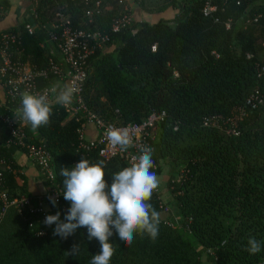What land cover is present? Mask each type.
Here are the masks:
<instances>
[{
  "label": "trees",
  "instance_id": "trees-1",
  "mask_svg": "<svg viewBox=\"0 0 264 264\" xmlns=\"http://www.w3.org/2000/svg\"><path fill=\"white\" fill-rule=\"evenodd\" d=\"M96 1L101 2V10L88 22L84 11ZM105 1L39 0L36 17L32 12L34 20L9 30L21 35L15 57L23 64L29 62L33 72L45 68L49 58L66 65L49 47L40 45L46 39L54 46L47 29L56 22L57 12L74 28L101 30L110 37L105 45H113V49L97 48L88 60L83 89L88 108L121 124L140 122L151 111L168 115L151 131L149 143L153 159L168 165L165 185L170 210L163 212L152 194L150 203L160 216L158 236L151 239L136 234L133 243L126 245L114 233L109 238L115 248L110 264H203V256L208 264H264V72L260 73L264 57L258 56L264 51V0H211L216 10L210 16L202 13L206 0H168L157 12L172 9L176 11L173 18L155 23L134 21L130 9L126 12L131 22L116 33L111 32V24L129 4L127 0ZM133 2L143 4V0ZM0 5L9 6L4 1ZM26 24L31 25V33ZM253 27L260 29V35ZM55 81L53 75L34 79L36 89ZM254 89L263 103L252 111L245 108L240 117L238 107ZM4 91L5 101L0 102L3 185L11 197L26 196L36 204L26 192L25 181L19 186L15 179L22 175L13 152L27 149L11 139L2 120L18 116L21 95L11 98ZM50 106L47 125L33 131L17 124L27 143L41 145L50 153L53 181L60 190L59 202L53 205L49 201L50 214L59 212L64 221L70 202L62 195L60 168L74 166L82 156L92 163L104 161L105 179L110 184L112 173L127 164L120 157L105 160L97 149L81 148L79 123L68 119L60 104ZM210 117L215 124L204 125ZM233 125L237 135L222 130ZM41 175L50 186L45 174ZM11 212L24 225L11 234L1 226L5 219L0 223V264H90L100 251L99 241L88 239L86 227L61 238L50 233L51 226L48 229L38 214H25L23 219L11 208L5 218ZM41 229L46 233L37 236ZM250 237L261 243L259 253L246 250ZM74 246L79 248L76 254Z\"/></svg>",
  "mask_w": 264,
  "mask_h": 264
},
{
  "label": "built area",
  "instance_id": "built-area-1",
  "mask_svg": "<svg viewBox=\"0 0 264 264\" xmlns=\"http://www.w3.org/2000/svg\"><path fill=\"white\" fill-rule=\"evenodd\" d=\"M30 1L32 3L33 16L36 17L34 8L39 0ZM87 1L88 0H86V2ZM118 2L124 3V0H118ZM130 9V5L126 4L123 6V11L111 24V32H119L124 26L131 22L132 17L126 12ZM100 10V1H96L92 6H88L84 11L85 16L89 17L88 22H91L93 15L99 13ZM215 10L216 6L211 3V0H206L202 9L203 15L210 16ZM55 16L56 22L47 29V35L49 40L54 44L60 56V60L66 64L65 67L56 62L53 58H49L45 68L33 72L31 67L25 66V64L21 63L20 58L14 55V50L18 49L21 43L20 33L12 30L0 31V80L4 88L7 89L6 93L11 98L20 96L21 93L24 92L38 96L45 95L48 98L49 104H51L56 102L52 93L53 84L43 87L42 89H36L34 82L35 77L40 76L47 78L49 75H53L56 77L57 81L65 82L66 86L76 89L71 104L62 106V108L67 116H70V119H74L79 123L77 128L79 146L86 150L97 149L98 155L105 160L113 157H120L124 159L127 166H129L132 157L138 156L141 148H151L149 143V139L152 137L151 131L156 125L165 122L168 119V115L165 111H151L140 122L121 124L115 121L105 120L89 109L83 99L84 84L89 73L88 60L97 48H101L103 45L110 42V37L97 28H74L71 26L70 20L64 17L62 13L57 12ZM216 20L217 19H215V21ZM253 22L256 23L257 18L253 19ZM43 27L45 28V26ZM25 28L29 33L32 32L30 24H26ZM263 72L264 67H261L260 73ZM22 88H24L23 92H21ZM262 103L263 98L259 91L254 89L244 100L243 105L238 107L240 117L245 114V108L252 111L258 108ZM2 120L7 124L11 139H14L17 144L27 149V156L37 164L40 172L45 174L47 180L50 182L48 200L50 201L49 197H55L57 202H59L60 190L53 181L55 172L51 163L50 153L41 145L26 142L25 133L17 124V122L21 121L19 116L11 120L7 117H3ZM86 123H93L95 125L97 135L94 138H86ZM208 123L214 125V119L211 117L206 118L203 124L207 125ZM109 128L126 130L131 138L132 146L124 152H121L119 146L113 147L106 136V131ZM176 129L177 127L174 126V130ZM227 133L237 135L238 131L235 125L227 129ZM3 164L4 161L0 159V165L3 166ZM152 169H156L155 164H153ZM11 208H14L23 219L25 218V214H38L43 223L46 216L50 214L49 210L45 209V207L40 204H33L31 199L26 196L11 197L3 185V179L0 173V223L5 219ZM164 210L165 212L168 211L167 208ZM45 233V230L41 229L36 232V235L43 236Z\"/></svg>",
  "mask_w": 264,
  "mask_h": 264
},
{
  "label": "clouds",
  "instance_id": "clouds-1",
  "mask_svg": "<svg viewBox=\"0 0 264 264\" xmlns=\"http://www.w3.org/2000/svg\"><path fill=\"white\" fill-rule=\"evenodd\" d=\"M55 101L61 106L71 104L76 89L56 86ZM52 108L45 95L21 93V105L17 109L20 119L30 125L33 131L49 123ZM109 143L119 146L121 152L132 146L126 130L109 128L106 131ZM153 150L143 147L138 156H133L129 166L112 173L109 184L105 179L104 161L92 163L83 156L72 167H62L59 176L63 178L62 195L70 202L65 220L60 213L49 214L44 224H55L54 235L67 238L79 227H86L88 239H97L100 251L94 254L90 264H110L115 248L110 237L115 233L120 241L131 245L136 234L155 239L159 232L160 216L150 203L159 179L153 168ZM46 190V189H45ZM55 205V197H49ZM246 250L250 254L261 251V243L250 237ZM74 246L72 252H78Z\"/></svg>",
  "mask_w": 264,
  "mask_h": 264
},
{
  "label": "crops",
  "instance_id": "crops-1",
  "mask_svg": "<svg viewBox=\"0 0 264 264\" xmlns=\"http://www.w3.org/2000/svg\"><path fill=\"white\" fill-rule=\"evenodd\" d=\"M8 3V8H3L0 5V31L2 30H9L18 26L21 22H32L34 17L32 16V3L30 0H0ZM128 4L130 5L132 16L134 21H147L149 23H155L160 19H171L175 15L176 11L172 9H166L165 11H161L157 13V19L155 21H150L148 18H143L137 20L135 17H142L140 14L139 16L136 15L135 11V4L133 0H127ZM144 17V16H143ZM52 25V24H51ZM44 41V42H43ZM40 45L43 46L45 49L49 47V50L55 55L59 56L58 52L54 48L52 44H49L48 40H43ZM113 45L107 47L108 50H112ZM19 49L14 50V54H18ZM19 57V56H17ZM25 66L31 67L29 62L25 63ZM56 86H66L65 82L62 81H55L53 82V88ZM53 97L55 98L56 93L53 92ZM5 101V91L4 86L0 80V102L3 103ZM70 119V116H67ZM21 120V119H20ZM21 125L24 127H29L22 120L20 121ZM97 135L96 127L93 123H86L85 124V136L86 138H94ZM3 136V129L0 126V140ZM13 160L14 163L17 165L19 172L22 176H17L16 182L19 186L23 184L25 181V188L26 192L29 193L30 197H33L36 204H40L45 209L50 211L48 194L50 192V187L43 179L41 172L37 166V164L30 159L25 151L22 150H15L13 152ZM46 189V190H45ZM39 199V200H38Z\"/></svg>",
  "mask_w": 264,
  "mask_h": 264
},
{
  "label": "rangeland",
  "instance_id": "rangeland-1",
  "mask_svg": "<svg viewBox=\"0 0 264 264\" xmlns=\"http://www.w3.org/2000/svg\"><path fill=\"white\" fill-rule=\"evenodd\" d=\"M167 1L168 0H143L142 6H135L136 15L139 16V14H140L142 17L139 16V17H135V18L137 20H139V19L141 20V19L146 17L150 21H155L157 19V13H158L157 9L162 4H164ZM105 3H107V0L105 1ZM167 9H169V8H167ZM251 29L253 30V32L256 35H260V29L259 28L253 27ZM99 49L106 50L107 46L104 45V46H102ZM258 56L260 58H263L264 57V51H261L258 54ZM262 122H264V116H263ZM154 130L155 129H153L152 132H154ZM222 130H225V132L227 133V131H226L227 129L226 128H223ZM153 161H154V164H155L156 168L160 169L159 173H157V171L155 169H152V170L156 171L157 177L159 179L158 188L156 190H154L153 194L158 198V200L160 201L161 209H162L163 212H165V210H164L165 208H167V210H170V207H169V204H168L169 203V201H168L169 199L167 198L166 185H165L167 177H168V175H167L168 165L163 160L155 161L153 159ZM51 214L54 215V213H52V212H51ZM60 220H61V218H60ZM23 222H24V220H22L20 217H18L14 212H11V214L8 215L7 218H5V220L3 221L1 226L3 227V230H4L5 233H11V234L12 233H18L23 228V225H24ZM46 227L49 229L50 226H46ZM54 228H55V224H53L50 227V233L51 234H53ZM202 262H203V264H208L206 262L205 256L202 257Z\"/></svg>",
  "mask_w": 264,
  "mask_h": 264
}]
</instances>
